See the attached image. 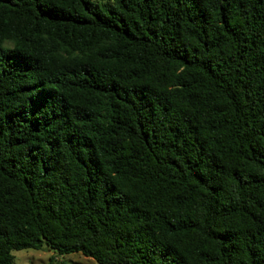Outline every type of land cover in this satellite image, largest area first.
Segmentation results:
<instances>
[{"label":"trees","instance_id":"16d2710c","mask_svg":"<svg viewBox=\"0 0 264 264\" xmlns=\"http://www.w3.org/2000/svg\"><path fill=\"white\" fill-rule=\"evenodd\" d=\"M264 264V0H0V264Z\"/></svg>","mask_w":264,"mask_h":264},{"label":"rangeland","instance_id":"374dc122","mask_svg":"<svg viewBox=\"0 0 264 264\" xmlns=\"http://www.w3.org/2000/svg\"><path fill=\"white\" fill-rule=\"evenodd\" d=\"M12 264H97L92 258L77 252L56 254L42 246L40 249L12 251Z\"/></svg>","mask_w":264,"mask_h":264}]
</instances>
